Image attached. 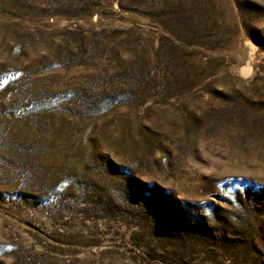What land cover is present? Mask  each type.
Instances as JSON below:
<instances>
[{
	"label": "rangeland",
	"instance_id": "obj_1",
	"mask_svg": "<svg viewBox=\"0 0 264 264\" xmlns=\"http://www.w3.org/2000/svg\"><path fill=\"white\" fill-rule=\"evenodd\" d=\"M0 264H264V0H0Z\"/></svg>",
	"mask_w": 264,
	"mask_h": 264
}]
</instances>
